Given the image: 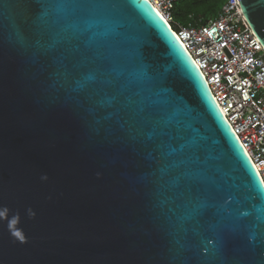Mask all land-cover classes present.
<instances>
[{
	"label": "water",
	"instance_id": "water-1",
	"mask_svg": "<svg viewBox=\"0 0 264 264\" xmlns=\"http://www.w3.org/2000/svg\"><path fill=\"white\" fill-rule=\"evenodd\" d=\"M0 213V264H264V187L147 0H0Z\"/></svg>",
	"mask_w": 264,
	"mask_h": 264
},
{
	"label": "built area",
	"instance_id": "built-area-1",
	"mask_svg": "<svg viewBox=\"0 0 264 264\" xmlns=\"http://www.w3.org/2000/svg\"><path fill=\"white\" fill-rule=\"evenodd\" d=\"M147 1L191 56L264 187V49L237 0H224L213 20L186 25L172 16L180 0Z\"/></svg>",
	"mask_w": 264,
	"mask_h": 264
},
{
	"label": "trees",
	"instance_id": "trees-1",
	"mask_svg": "<svg viewBox=\"0 0 264 264\" xmlns=\"http://www.w3.org/2000/svg\"><path fill=\"white\" fill-rule=\"evenodd\" d=\"M224 0H180L173 9V19L186 25L196 23L201 19V23L213 20L218 16ZM192 16L193 20L189 17Z\"/></svg>",
	"mask_w": 264,
	"mask_h": 264
},
{
	"label": "clouds",
	"instance_id": "clouds-1",
	"mask_svg": "<svg viewBox=\"0 0 264 264\" xmlns=\"http://www.w3.org/2000/svg\"><path fill=\"white\" fill-rule=\"evenodd\" d=\"M0 215H3V213H0ZM11 223L14 225L15 223H16V220L15 219H13L12 221H11ZM15 235H17V236H19L20 235V233L17 231V232H15L14 233Z\"/></svg>",
	"mask_w": 264,
	"mask_h": 264
},
{
	"label": "rangeland",
	"instance_id": "rangeland-1",
	"mask_svg": "<svg viewBox=\"0 0 264 264\" xmlns=\"http://www.w3.org/2000/svg\"><path fill=\"white\" fill-rule=\"evenodd\" d=\"M173 14V13H172Z\"/></svg>",
	"mask_w": 264,
	"mask_h": 264
}]
</instances>
